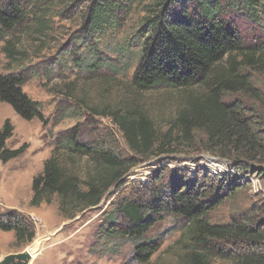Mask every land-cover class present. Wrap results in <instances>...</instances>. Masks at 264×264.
Here are the masks:
<instances>
[{"label":"rangeland","instance_id":"obj_1","mask_svg":"<svg viewBox=\"0 0 264 264\" xmlns=\"http://www.w3.org/2000/svg\"><path fill=\"white\" fill-rule=\"evenodd\" d=\"M150 3L152 0H139L116 37V43L105 46L107 60L123 59L120 72L109 65L93 71L92 59L84 58L81 16L88 0H48L44 6L32 7V16L12 41L19 57L16 64H9L4 53L6 44L0 43V73H26L30 80L23 90L42 104L48 120L47 125L37 119L26 122L10 106L0 102V128L6 120L14 127L7 148L26 147L18 158L6 164L0 162V215L6 217L16 212L30 221L36 233L33 242L21 244L16 242L14 232L0 230V262L40 242L39 252L31 264H139L134 259L133 243L100 237L99 229L106 219L104 213L125 197L152 200L149 185L164 189L168 194L175 178L184 183L199 181L198 185L207 188L208 199L219 202L208 216L212 224L228 225L235 219L245 220V225L264 234L263 70L250 67L237 70L233 74L244 76L245 86L236 85L232 90L220 92L219 96L224 103L238 106L237 117L248 124L259 152L255 148L235 146L212 150L203 131L183 135L180 128H172L173 123L191 103L207 96V88L200 85L188 89L158 87L140 91L131 84L141 50V45L136 46L141 41L137 33L145 16L144 7ZM259 7L262 9L256 21H247L241 11L229 15L232 26H237L246 45L261 48L262 53L257 58L264 57V0H259ZM126 41L131 42L132 51L124 55L120 51ZM125 58H130V62ZM237 61L240 63L241 59ZM223 68L228 72L226 64ZM113 116L135 121L146 117L158 141L165 140V135L169 134L167 153L157 154L154 147L147 157L134 154ZM76 126L83 134L84 143L113 151L136 165L108 191L99 206L80 213L74 207L69 208L67 212L72 218H68L61 212L57 196L48 204L42 202L33 206L32 184L43 174L45 163L53 155L55 138ZM59 157L63 168L83 181L94 171L95 166L85 158L70 159L66 152ZM188 226L184 219L166 214L147 236V241L160 245L148 264H187ZM222 248H227L229 253L236 252L228 245ZM212 264L231 262L214 259Z\"/></svg>","mask_w":264,"mask_h":264},{"label":"trees","instance_id":"obj_2","mask_svg":"<svg viewBox=\"0 0 264 264\" xmlns=\"http://www.w3.org/2000/svg\"><path fill=\"white\" fill-rule=\"evenodd\" d=\"M47 1L0 0V43L6 44L4 53L10 65L19 60L12 43L16 33L32 16V7L44 6ZM138 1L88 0L81 16L80 38L82 48H85L84 58L92 59L90 68L93 71L105 65L122 71L123 59L107 60L105 49L116 43V37L124 29ZM261 9L259 0H152L144 7L145 16L137 33L141 41L136 46L141 45V50L131 84L140 91L204 86L207 96L182 111L172 128H180L185 136L196 130L203 131L212 150L235 146L255 148L259 152L248 124L237 117L238 106L224 103L219 96L220 92L232 90L236 85L245 86L244 76L233 74L237 70L250 67L264 73V57L257 58L262 53L261 48L246 45L241 32L229 19L231 12L241 11L247 21H256ZM124 45L120 53L126 55L132 51V46L128 41ZM125 59L130 62V58ZM224 64L228 66V72H225ZM29 80L24 72L0 73V102L10 106L26 122L37 119L47 125L42 104L32 100L23 90ZM115 116V123L134 154L147 157L154 147L157 154L167 153L169 134L165 135V140L158 141L152 123L146 117L135 121ZM13 134L14 127L6 120L0 128V162L3 164L25 151V146L18 150L7 148ZM82 138L77 126L55 138L53 155L45 163L43 174L32 184L33 206L42 202L48 204L53 196H57L61 212L72 218L67 209L74 207L80 213L99 206L108 191L136 165L113 151L86 144ZM62 152L70 159L85 158L95 166L87 181L63 168L59 157ZM180 180L174 179L169 195L163 192L164 189L157 190L149 185L152 200L134 196L113 203L104 213L106 219L99 229L100 237L133 243L135 261L148 264L160 245L147 241V236L166 214H173L189 225L187 264H212L214 259H224L231 264H264V234L245 225V220L235 219L228 225L212 224L208 216L219 202L208 199L207 188L198 185L199 181L184 183ZM179 186L182 187L179 189ZM0 230L14 232L16 242L21 244L33 242L36 236L30 221L16 212L6 217L0 215ZM222 245L233 247L236 252L229 253Z\"/></svg>","mask_w":264,"mask_h":264},{"label":"water","instance_id":"obj_3","mask_svg":"<svg viewBox=\"0 0 264 264\" xmlns=\"http://www.w3.org/2000/svg\"><path fill=\"white\" fill-rule=\"evenodd\" d=\"M33 261V256L28 250L20 254H10L6 256L0 264H30Z\"/></svg>","mask_w":264,"mask_h":264},{"label":"bare ground","instance_id":"obj_4","mask_svg":"<svg viewBox=\"0 0 264 264\" xmlns=\"http://www.w3.org/2000/svg\"><path fill=\"white\" fill-rule=\"evenodd\" d=\"M40 245H41L40 242H36L27 249L30 252V254L33 256V259L36 257L37 253L39 252L38 250L40 249Z\"/></svg>","mask_w":264,"mask_h":264}]
</instances>
